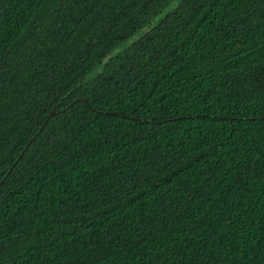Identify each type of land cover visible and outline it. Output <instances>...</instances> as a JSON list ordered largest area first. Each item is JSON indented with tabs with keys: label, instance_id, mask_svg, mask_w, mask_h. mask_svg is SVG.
<instances>
[{
	"label": "trees",
	"instance_id": "trees-1",
	"mask_svg": "<svg viewBox=\"0 0 264 264\" xmlns=\"http://www.w3.org/2000/svg\"><path fill=\"white\" fill-rule=\"evenodd\" d=\"M171 2L0 0V264H264V0Z\"/></svg>",
	"mask_w": 264,
	"mask_h": 264
},
{
	"label": "rangeland",
	"instance_id": "rangeland-1",
	"mask_svg": "<svg viewBox=\"0 0 264 264\" xmlns=\"http://www.w3.org/2000/svg\"><path fill=\"white\" fill-rule=\"evenodd\" d=\"M179 0H172V2L167 6L165 7L161 12L160 14L157 16V18H160L162 17L166 11H169V10H172L173 7H175L177 4H178ZM157 18H154V20L152 21V24L151 25H154V23L156 22V19ZM146 29V28H145ZM143 31V30H142ZM141 34L143 35V32H140L136 37L135 39L139 38L141 36ZM131 43V40H129L128 42H126L125 45H129Z\"/></svg>",
	"mask_w": 264,
	"mask_h": 264
}]
</instances>
